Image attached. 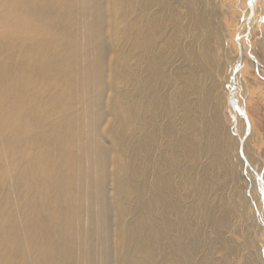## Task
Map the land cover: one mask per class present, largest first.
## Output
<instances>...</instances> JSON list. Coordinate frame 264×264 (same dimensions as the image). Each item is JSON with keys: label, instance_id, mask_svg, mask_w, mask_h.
I'll return each mask as SVG.
<instances>
[{"label": "bare ground", "instance_id": "1", "mask_svg": "<svg viewBox=\"0 0 264 264\" xmlns=\"http://www.w3.org/2000/svg\"><path fill=\"white\" fill-rule=\"evenodd\" d=\"M225 37L212 0H0V264H214Z\"/></svg>", "mask_w": 264, "mask_h": 264}, {"label": "rangeland", "instance_id": "2", "mask_svg": "<svg viewBox=\"0 0 264 264\" xmlns=\"http://www.w3.org/2000/svg\"><path fill=\"white\" fill-rule=\"evenodd\" d=\"M212 4L223 24L227 47L224 53L217 52L218 66L214 76L219 85L229 83L226 89L233 90L235 117L228 139L234 144L232 170L238 157L241 163L237 180L230 176V181H220L216 185L219 190L217 201L227 204L233 216L221 229V244L209 248V251L214 264H263L264 0H212ZM244 57L247 64L240 65ZM234 60L237 61L232 74L230 69ZM221 70L225 71V77ZM222 92L221 89L218 94ZM242 132L245 133L240 140L242 153L239 154L237 143ZM249 156L253 158L254 166L247 167ZM207 235L215 236L213 231H208Z\"/></svg>", "mask_w": 264, "mask_h": 264}]
</instances>
